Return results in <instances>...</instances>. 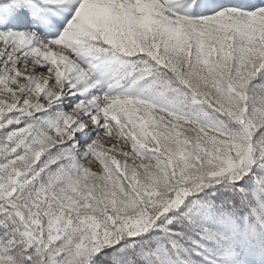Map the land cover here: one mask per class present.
<instances>
[{"label":"snow or ice","instance_id":"snow-or-ice-1","mask_svg":"<svg viewBox=\"0 0 264 264\" xmlns=\"http://www.w3.org/2000/svg\"><path fill=\"white\" fill-rule=\"evenodd\" d=\"M0 264H264V0H0Z\"/></svg>","mask_w":264,"mask_h":264}]
</instances>
